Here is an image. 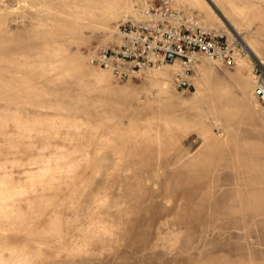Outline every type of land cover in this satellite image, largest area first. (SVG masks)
<instances>
[{
	"label": "rangeland",
	"instance_id": "1",
	"mask_svg": "<svg viewBox=\"0 0 264 264\" xmlns=\"http://www.w3.org/2000/svg\"><path fill=\"white\" fill-rule=\"evenodd\" d=\"M161 1L0 0V264H264V0H171L239 52L186 91L88 62Z\"/></svg>",
	"mask_w": 264,
	"mask_h": 264
},
{
	"label": "built area",
	"instance_id": "2",
	"mask_svg": "<svg viewBox=\"0 0 264 264\" xmlns=\"http://www.w3.org/2000/svg\"><path fill=\"white\" fill-rule=\"evenodd\" d=\"M118 35V44L97 48L87 56L88 62L109 70L118 80L147 68L176 66L173 86L177 91L191 87L193 66L201 56L231 64L239 54L223 31L201 24L171 0L140 7L136 16L120 24ZM254 95L264 109L263 71L256 76Z\"/></svg>",
	"mask_w": 264,
	"mask_h": 264
},
{
	"label": "bare ground",
	"instance_id": "3",
	"mask_svg": "<svg viewBox=\"0 0 264 264\" xmlns=\"http://www.w3.org/2000/svg\"><path fill=\"white\" fill-rule=\"evenodd\" d=\"M232 30H233V28H232ZM235 32V31H234ZM237 35V34H236ZM237 41H239L241 44H243V42H242V40H241V38L239 37V35H237ZM248 50V51H247ZM246 51L249 53V48L247 49V47H246ZM259 190H252V192L250 193V195H251V197L253 198V196H258L259 194H260V192H258ZM244 206V205H243ZM252 206V208H254L253 210H257L258 211V209L260 208V207H264V205H256V206H253V205H251ZM245 207V206H244Z\"/></svg>",
	"mask_w": 264,
	"mask_h": 264
}]
</instances>
